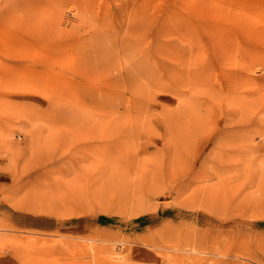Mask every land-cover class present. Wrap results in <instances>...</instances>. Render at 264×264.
Listing matches in <instances>:
<instances>
[{"label":"rangeland","instance_id":"374dc122","mask_svg":"<svg viewBox=\"0 0 264 264\" xmlns=\"http://www.w3.org/2000/svg\"><path fill=\"white\" fill-rule=\"evenodd\" d=\"M0 264H264V0H0Z\"/></svg>","mask_w":264,"mask_h":264},{"label":"bare ground","instance_id":"6f19581e","mask_svg":"<svg viewBox=\"0 0 264 264\" xmlns=\"http://www.w3.org/2000/svg\"><path fill=\"white\" fill-rule=\"evenodd\" d=\"M229 144V143H228ZM236 144V143H235ZM230 145H232V144H230ZM234 145V144H233ZM233 147V146H232ZM252 151V150H251Z\"/></svg>","mask_w":264,"mask_h":264}]
</instances>
